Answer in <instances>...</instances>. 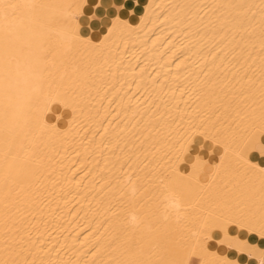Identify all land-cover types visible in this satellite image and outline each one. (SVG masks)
I'll list each match as a JSON object with an SVG mask.
<instances>
[{"label": "bare ground", "instance_id": "6f19581e", "mask_svg": "<svg viewBox=\"0 0 264 264\" xmlns=\"http://www.w3.org/2000/svg\"><path fill=\"white\" fill-rule=\"evenodd\" d=\"M260 159L264 0H0V264H264Z\"/></svg>", "mask_w": 264, "mask_h": 264}, {"label": "clouds", "instance_id": "9594fccd", "mask_svg": "<svg viewBox=\"0 0 264 264\" xmlns=\"http://www.w3.org/2000/svg\"><path fill=\"white\" fill-rule=\"evenodd\" d=\"M163 201V218L167 219L170 213L175 214L177 218H179V214L181 213L183 207L179 198L172 193H168L163 197ZM130 222L133 226L138 223V219L134 213L130 214Z\"/></svg>", "mask_w": 264, "mask_h": 264}, {"label": "rangeland", "instance_id": "374dc122", "mask_svg": "<svg viewBox=\"0 0 264 264\" xmlns=\"http://www.w3.org/2000/svg\"><path fill=\"white\" fill-rule=\"evenodd\" d=\"M93 20L98 21L99 19L96 18V17H93ZM183 169L186 170V171L189 170L188 167H185V168L183 167V168H182V171H183ZM209 170H210V169H209ZM209 170L206 168L205 173H203V174L200 176V178H201L202 181L206 182V180L208 179V174L210 173ZM186 171H183V172H186ZM206 173H207V174H206Z\"/></svg>", "mask_w": 264, "mask_h": 264}, {"label": "crops", "instance_id": "0c3cea01", "mask_svg": "<svg viewBox=\"0 0 264 264\" xmlns=\"http://www.w3.org/2000/svg\"><path fill=\"white\" fill-rule=\"evenodd\" d=\"M260 162L263 164L264 163V159H260ZM250 240H252V238Z\"/></svg>", "mask_w": 264, "mask_h": 264}]
</instances>
